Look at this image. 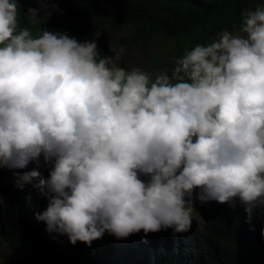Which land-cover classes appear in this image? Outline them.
<instances>
[{
    "label": "clouds",
    "instance_id": "9594fccd",
    "mask_svg": "<svg viewBox=\"0 0 264 264\" xmlns=\"http://www.w3.org/2000/svg\"><path fill=\"white\" fill-rule=\"evenodd\" d=\"M42 8L31 1L27 18L45 13V26ZM241 18L242 34L224 30L153 78L121 67L111 41L100 56L102 31L35 30L18 0H0V168L35 163L23 179L39 178L46 231L91 246L106 232L186 233L194 200L264 212V7Z\"/></svg>",
    "mask_w": 264,
    "mask_h": 264
},
{
    "label": "trees",
    "instance_id": "16d2710c",
    "mask_svg": "<svg viewBox=\"0 0 264 264\" xmlns=\"http://www.w3.org/2000/svg\"><path fill=\"white\" fill-rule=\"evenodd\" d=\"M31 1L18 0V17L34 23L35 30L67 31L70 37L87 39L103 25L130 24L135 28L132 38L143 39L141 47L155 33L161 34L170 46L153 61V78L157 71H171L175 58L211 42L218 31L241 29L243 10L264 7V0H44L47 8L42 10L51 16L41 26L39 18L45 13L27 18ZM53 13L65 24L57 23ZM49 171L46 168L40 178H47ZM23 176L17 174L1 189L0 243L9 249L2 264H264V212L253 213L249 220L239 206L215 207L202 225L192 220L186 233L173 235L167 228L145 236L141 230L117 239L106 232L91 246L80 241L72 245L67 235L49 233L37 220L48 200L35 187L39 178L25 181Z\"/></svg>",
    "mask_w": 264,
    "mask_h": 264
},
{
    "label": "rangeland",
    "instance_id": "374dc122",
    "mask_svg": "<svg viewBox=\"0 0 264 264\" xmlns=\"http://www.w3.org/2000/svg\"><path fill=\"white\" fill-rule=\"evenodd\" d=\"M56 21H62L60 19L55 18ZM65 24V22L60 23ZM135 28L128 24L123 25L121 27H111L110 25H103L99 31H102L101 37L97 41V48L100 56H111L114 55L109 48L110 41L115 43L117 46L123 47L125 52L122 54V59L118 62L121 67L126 68L128 71L132 69H139L140 71H145L147 73L152 74L156 71V66L152 65L153 61H156L158 56H161L160 53L167 51L170 46V42L168 40L163 39L161 34L155 33L151 37H149L144 43L145 47H141L142 38H132V34L134 33ZM224 31H218L211 40L218 38V36ZM96 32V31H95ZM233 34H242L241 29L233 26L231 31ZM64 33V32H63ZM94 38V33L88 37L87 39L77 38V41H91ZM81 40V41H80ZM174 53L171 52L170 55ZM41 167L38 169L40 173H43L48 166L44 165L43 159L41 157ZM36 168L35 163H30L25 169H8V168H0V197H1V189L9 185L12 181V178L20 173L24 175L25 172L30 171L31 169ZM196 191H199L198 189ZM195 197V193H194ZM239 203V200H237ZM213 206H230L228 203H218L216 201H209L205 204H201L198 200H194V210L192 214V218H194L198 223L204 222L205 211L209 207ZM207 212V211H206ZM9 252V249L0 243V264H2L4 259V254Z\"/></svg>",
    "mask_w": 264,
    "mask_h": 264
}]
</instances>
